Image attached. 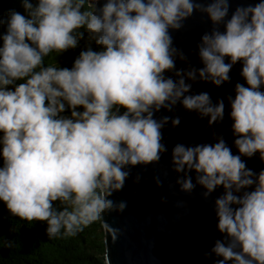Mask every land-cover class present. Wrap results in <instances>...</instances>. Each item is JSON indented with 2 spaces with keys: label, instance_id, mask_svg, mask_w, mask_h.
Listing matches in <instances>:
<instances>
[{
  "label": "clouds",
  "instance_id": "9594fccd",
  "mask_svg": "<svg viewBox=\"0 0 264 264\" xmlns=\"http://www.w3.org/2000/svg\"><path fill=\"white\" fill-rule=\"evenodd\" d=\"M21 5L23 14L10 9L0 17V202L11 216L46 222L47 237L55 239L123 212L127 202L111 197L132 168L161 161L168 152L164 129L181 123L179 115L157 113L179 105L210 128L222 123L225 98L214 101L193 85L230 83L239 64L244 83L226 97L232 145L215 131L213 142L176 143L171 170L181 192L199 186L207 199L223 189L214 200L222 239L205 256L214 255L213 264H264V168L247 166L257 155L264 162V0L234 10L231 0ZM196 12L212 25L197 44L199 67L172 36ZM77 48L70 67L45 63ZM153 179L163 185L160 176Z\"/></svg>",
  "mask_w": 264,
  "mask_h": 264
},
{
  "label": "water",
  "instance_id": "95a60500",
  "mask_svg": "<svg viewBox=\"0 0 264 264\" xmlns=\"http://www.w3.org/2000/svg\"><path fill=\"white\" fill-rule=\"evenodd\" d=\"M201 2L208 3L210 0ZM256 2L258 0H231L232 10L237 4ZM211 27L208 18L196 12L184 22L182 29L172 32L175 45L197 67L202 66L197 55V44L201 35L210 31ZM185 66L177 61L178 68ZM240 68L239 64L235 65L230 72L231 82L220 87L206 82L193 85V92L207 91L214 101L225 98L226 114L222 123L210 128L206 119H200L196 113L179 105L172 113L163 110L157 113V117L179 115L181 123L175 128L169 125L164 129L168 152L161 161L156 165L132 168L124 188L111 197L117 202L126 201L127 207L123 212L114 211L101 218L107 264H213L216 257H206L205 253L210 251L217 239H222L216 227L214 200L223 189H217L207 199L202 196L203 189L199 186L192 193L179 191V186L175 185L177 174L171 170V149L176 143L213 142V131L223 134L228 144L232 145L226 97L234 93L237 82L244 83ZM233 152H236L235 147ZM247 166L259 172L264 168V162L257 155L247 159ZM137 175L141 177L138 183L135 181ZM192 175L194 181L195 174ZM154 176H160L162 186L155 184ZM162 197L166 198V203Z\"/></svg>",
  "mask_w": 264,
  "mask_h": 264
},
{
  "label": "trees",
  "instance_id": "16d2710c",
  "mask_svg": "<svg viewBox=\"0 0 264 264\" xmlns=\"http://www.w3.org/2000/svg\"><path fill=\"white\" fill-rule=\"evenodd\" d=\"M10 9L24 13L21 0H0V17ZM4 31L5 26L0 25V33ZM80 50H69L58 57L52 53L45 58V63L58 61L62 66L70 67ZM46 227V222L11 216L5 204L0 202V264H107L101 219L71 237L50 239ZM5 239L14 241L13 246L5 247L2 243Z\"/></svg>",
  "mask_w": 264,
  "mask_h": 264
}]
</instances>
